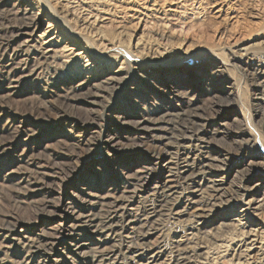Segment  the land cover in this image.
<instances>
[{"label": "bare ground", "instance_id": "6f19581e", "mask_svg": "<svg viewBox=\"0 0 264 264\" xmlns=\"http://www.w3.org/2000/svg\"><path fill=\"white\" fill-rule=\"evenodd\" d=\"M186 2L188 0H17L12 4V19L19 24L0 43L1 49L14 56L13 62L0 64V96L16 94L19 83L26 80L46 85L62 81L66 84L65 97L85 99L95 107L101 94L93 92L92 87L99 88L102 83L107 87L129 84L137 90L143 84L155 86L159 83L162 87L158 88L170 101L165 112L159 109L161 107L141 112V119L134 127L137 137L150 138L167 146L154 152L158 169L147 165L123 169L119 176L120 191L116 195L91 192L80 206L73 199L68 200L65 208L60 206L63 212L52 210L49 215L63 220L54 226L55 229L43 227L36 231L33 223H22L18 227L19 221H9L7 226L0 227V264H30L35 256L41 257L38 264H259L264 260V130L257 128L250 108L244 102L241 82L230 74L235 69L240 72L241 68L232 60L250 67L252 70L248 73L260 79L262 93L258 98L264 103V57L253 56L262 53L252 51L251 45H246L254 38H258L260 44L264 43V26L257 30V35L254 33V38L242 37L235 30L242 18L239 19L237 8L227 2L218 4L215 12L224 16L223 20L231 26L227 30L233 28L236 34L232 42L218 41L217 47L205 46L202 50V43L193 44L191 40L181 38V34L176 36L175 31L162 34L167 41H157L154 45H149L144 34L132 37L137 30L132 35L126 31L130 35L127 49L113 42L90 45L85 36L89 27L100 29L114 22L124 32L127 23L150 15L155 16L157 23L168 25L169 15ZM118 11L120 14L116 13ZM80 19L82 27L78 30L73 23L77 26ZM262 20L264 15L257 13L251 20L252 25H264ZM45 21L47 25L43 28ZM123 22L126 23L124 26ZM246 25L250 31L252 25ZM194 48L203 52V62L212 67H202L194 72L180 61L182 53L190 55L187 53ZM147 60L153 66L151 76L140 72ZM104 63L111 71L100 81L96 71ZM211 85L234 98L232 102L236 105L232 102L222 105L221 114L240 107L232 119L245 122V126L238 129L244 143V160L232 168L236 161L229 165V155L210 141L212 135L226 133V123L214 120L216 125L209 128L211 122L201 118L202 114L193 106L195 96L190 97L183 89H204L210 93ZM213 96L222 100L220 94ZM258 108L260 124L264 126V104ZM76 125L79 126L78 122ZM104 127L105 124L101 131L108 136L103 138L106 146L117 152L120 130L108 126L112 131L105 133ZM84 128L89 131L88 126ZM41 130L38 129L39 133ZM16 131L24 132L23 129ZM43 136H35V144L40 146ZM9 147L1 145L0 153ZM128 164L133 166L137 161L130 160ZM234 171L241 172V178L231 187L230 195L222 198L223 193L229 192L227 184ZM155 176L158 180L150 185ZM76 180L77 185L85 182L79 175ZM224 208L227 210L224 219L214 223L215 213ZM166 217L176 224L169 233L160 228ZM214 227L218 230L232 228L233 237L227 242L216 237L214 246L190 244L198 233H205L210 238L215 236ZM159 230L161 238L152 240ZM57 232L60 235L54 234ZM60 245L65 250L85 255L82 262L68 263L59 257ZM15 248L20 249V255L24 252L21 263L11 260L7 254V249Z\"/></svg>", "mask_w": 264, "mask_h": 264}, {"label": "rangeland", "instance_id": "374dc122", "mask_svg": "<svg viewBox=\"0 0 264 264\" xmlns=\"http://www.w3.org/2000/svg\"><path fill=\"white\" fill-rule=\"evenodd\" d=\"M10 1L9 3L0 1V43L10 35L11 30L15 31L19 24V21L16 24L15 20L12 19V11L10 12L13 8L12 4L17 0ZM227 2L237 8L239 19L242 18L235 30H238L242 34L241 36L246 37V39H250L251 36L254 38V33L257 35V30L263 28L264 25H252L251 20L257 13L260 16L264 15V0H188V2L179 6L178 11L169 15L170 24L168 25L157 23L155 16L150 15L140 21L135 20L127 24L123 22V26L126 24L124 32L114 22L105 24L100 29L89 27L86 29L85 36L88 38L90 45L100 46L107 42H113L116 46L127 49L130 35L126 31L132 35L137 30L132 37L144 34L149 45H154V42L157 41L166 42L167 40L162 34L175 31L176 36L181 34V38H187L193 44L202 43V50L206 47H217L216 43L220 41L230 40L229 42H232L236 34L233 28L227 30L231 26L223 20V15L215 12L218 4H228ZM116 13L120 14V11ZM81 20H79L77 26L73 23L78 30H81L82 27ZM47 21L43 22V28L47 25ZM246 24L252 25L250 31H248ZM119 31L121 32L119 33ZM247 34L248 36H246ZM248 44L251 45L252 51L262 53L253 54V56L264 57L263 42L260 44V40L254 38L246 45ZM195 48L191 53H187L190 55L182 53L183 57L180 61L194 72L199 71L202 67H212L210 63L203 62L204 57L201 55L203 52H199ZM225 48H227L226 44ZM25 53L28 52L25 51ZM226 58L231 62L228 55ZM13 60L12 53L0 48V64L13 62ZM148 60L144 62L140 72L151 76L153 66L148 63ZM232 62H235L241 68L240 72L235 69L230 74L241 82L245 91L246 101L244 102L249 106L257 128L264 130V126L260 124L261 115L257 112L258 105L264 104L258 98L262 93L259 84L260 79L258 80L253 74L248 73L252 70L249 69L250 67L233 60ZM257 65L256 67H259ZM184 68L186 69V67ZM109 71L111 69L105 63L98 67L96 73L99 74L100 81L110 75ZM44 75H47V73ZM144 78L147 79L146 76ZM1 81L2 79L0 83H2ZM158 87L162 86L159 83H156L155 86L143 84L137 90L131 88L129 84L125 86L116 84L107 87L106 83H102L99 88L92 87L93 92L101 94V97L97 98L99 102L95 107L85 99L72 100L65 97L66 84L62 81L46 85L40 81L26 80L19 83L16 94L11 97L0 96V146L3 144L7 147L10 146L6 149V152L0 153V227L7 226L9 221H19L18 227L22 223H33L36 231L43 227L55 229L54 226L63 220L58 216L49 215L52 214V210L59 209L63 212L60 206L62 205L65 208L68 205L66 204L68 200L73 199L75 204L80 206L91 192L97 195L110 192L117 194L121 186L119 176L123 169L138 168L141 165L158 169V159L154 158V152L167 146L150 138L137 137L134 130L137 124L136 121L141 119L139 115L141 112L150 111L157 107H161L159 109L162 112L166 111L170 100L166 99L162 90ZM209 88L210 93L204 91V89L199 91L189 90L186 87L183 89L188 92L190 97L195 96L193 106L202 114L201 118L208 119L211 122L212 126H209V128L216 125H214V120L226 123V127L229 129H226L227 134L212 135L210 141L216 148L229 155L227 160L229 165L236 161L231 166L232 168L237 165V162L244 160L245 151L242 150L244 143L239 137L238 129L245 126V122L232 119V116L238 113L240 107L238 109L234 108L235 111L233 109L228 113L221 114L222 105L234 101L232 95L219 92L221 90H217L218 87L216 86L211 85ZM214 94H220L222 100L218 101V97H214ZM76 121L79 126L76 125ZM92 121L94 122L92 123ZM123 121H127V123H123ZM104 124L105 133L112 131L107 128L108 126L110 128L115 127L121 132L117 152L108 148L104 142L103 138L108 137L102 134L101 131ZM85 126H88L89 131H84ZM178 127L180 130L185 129L181 125H178ZM17 129H23L24 132L20 134L16 131ZM38 129H42L40 133ZM184 132L187 133L186 130ZM41 133L43 134L41 135ZM252 133L254 134V132ZM37 135L39 137L44 135V140L40 146L35 144L36 140L33 141V138ZM13 146L16 148H12ZM130 160L137 161V164L131 166L128 164ZM57 174H60L59 177H54V179L53 176ZM233 174L235 177L234 175L231 176L232 179L227 184L229 192L223 193L222 198L225 195H230L232 192L231 187L236 186L242 173L234 171ZM78 175L85 181L84 184L77 185L79 178L76 181L75 179ZM156 180H158L156 176L153 177L150 185H153ZM84 186L87 188L82 191L81 188ZM226 211L225 208L219 212L217 211L214 223L217 220L224 219L223 215ZM235 216L234 214L233 217ZM171 221L167 217L165 218L160 226L163 232L169 233L172 227L174 228L176 224H172ZM62 224L66 225V223ZM213 231L216 235L212 238L205 235V233H198L190 241V244L193 246L202 244L214 246V238L216 237L221 238L224 242L233 237L232 228L218 230L214 227ZM51 232L53 233L54 230H51ZM59 233L54 234L58 236ZM160 233L161 230L157 231L152 240L155 241L161 238ZM60 247L59 254L61 253V255L59 257H63L68 263L71 261L82 262L85 255H78L73 251L65 250L62 245ZM7 250V254L9 257L11 256L10 259L12 258L11 260L21 263L24 259V252L21 255L18 254L20 249ZM64 250L65 253H62ZM55 256L57 255H52V257ZM40 258V256H35L30 264H38ZM259 264H264V260Z\"/></svg>", "mask_w": 264, "mask_h": 264}]
</instances>
